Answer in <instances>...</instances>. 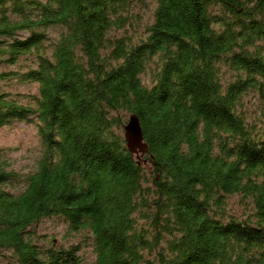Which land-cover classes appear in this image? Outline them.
<instances>
[{"label":"trees","instance_id":"trees-1","mask_svg":"<svg viewBox=\"0 0 264 264\" xmlns=\"http://www.w3.org/2000/svg\"><path fill=\"white\" fill-rule=\"evenodd\" d=\"M150 2L142 21L148 0H0V65L31 61L0 79L37 84L28 102L0 89V126L36 119L40 137L28 173L0 148L17 264H264V0ZM44 218L80 240L46 238Z\"/></svg>","mask_w":264,"mask_h":264},{"label":"rangeland","instance_id":"rangeland-1","mask_svg":"<svg viewBox=\"0 0 264 264\" xmlns=\"http://www.w3.org/2000/svg\"><path fill=\"white\" fill-rule=\"evenodd\" d=\"M148 0V6L144 13L141 14L142 21L150 20L151 9L153 3ZM143 15V16H142ZM140 17V18H141ZM139 31V30H138ZM48 33L50 40H54L59 33L57 28H49ZM24 34V33H23ZM25 63H31L30 59H24L18 64H1L0 69H14L25 68ZM230 72L225 71L222 74L223 80L231 79ZM147 80V76L144 77V81ZM0 89L9 92L11 95H15L22 102H28L29 94H35L37 92V84L35 82H24L11 77L8 79H0ZM246 109L250 116H258L260 114V107L256 94L248 96ZM127 116V115H126ZM125 116V117H126ZM38 122L36 119L31 121H18L15 120L10 124L0 126V148L6 153L11 160L12 166L21 172L22 174L31 172L36 167V161L40 153V137L38 134ZM23 187L20 183L16 187L11 188L13 191H18ZM229 203V208L240 215L243 211L244 204L239 202L235 196ZM39 233L44 234L46 238H52L56 244H70L80 240L81 234L70 233L66 228V223L57 218H44L37 227ZM91 247H83V251L87 256V263L93 260V254L91 253ZM0 264H17L13 258L9 256L8 251H0Z\"/></svg>","mask_w":264,"mask_h":264},{"label":"water","instance_id":"water-1","mask_svg":"<svg viewBox=\"0 0 264 264\" xmlns=\"http://www.w3.org/2000/svg\"><path fill=\"white\" fill-rule=\"evenodd\" d=\"M122 135L126 148L138 156L139 152L144 151L145 145L142 142V134L139 121L135 113L127 114L126 121L122 125Z\"/></svg>","mask_w":264,"mask_h":264}]
</instances>
